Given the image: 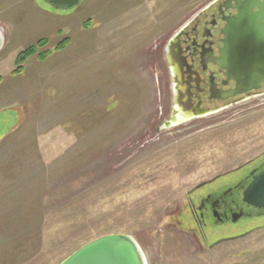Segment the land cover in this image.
Here are the masks:
<instances>
[{"label": "rangeland", "instance_id": "1", "mask_svg": "<svg viewBox=\"0 0 264 264\" xmlns=\"http://www.w3.org/2000/svg\"><path fill=\"white\" fill-rule=\"evenodd\" d=\"M211 1L0 0L16 42L0 53V264H59L109 234L132 236L147 264H264V218L213 244L188 218L198 187L264 156V97L161 130L171 110L153 52ZM40 39L38 52L68 42L13 75Z\"/></svg>", "mask_w": 264, "mask_h": 264}, {"label": "flooded vegetation", "instance_id": "2", "mask_svg": "<svg viewBox=\"0 0 264 264\" xmlns=\"http://www.w3.org/2000/svg\"><path fill=\"white\" fill-rule=\"evenodd\" d=\"M255 2L258 5H253L250 9L251 16L264 13L263 0H212L188 20L175 25V28L168 31L158 42L153 57L159 55L157 61L164 77L171 110V115L163 121L161 130L203 120L232 106L264 97L263 82L259 84L258 89L231 95L237 87V82L233 73L227 72L219 65L226 39L225 28L227 25L230 28L237 18L240 3L247 7ZM260 24L264 37V19L260 20ZM247 28L248 24L246 34ZM245 39L247 40V35ZM263 167L264 156L203 183L191 193L190 198H194V204L188 208L189 222L198 226L199 232L205 233V237L212 244L246 233L242 231L233 235L234 233L230 232V236L216 240L214 233L218 229L227 227L229 231L234 227L231 231H239L235 227L239 223H244L247 227L246 222L264 218V210L258 211L246 206L241 196L243 189L250 182V173L256 170V174ZM234 173L235 175L227 181L208 186L216 183L220 177Z\"/></svg>", "mask_w": 264, "mask_h": 264}, {"label": "water", "instance_id": "3", "mask_svg": "<svg viewBox=\"0 0 264 264\" xmlns=\"http://www.w3.org/2000/svg\"><path fill=\"white\" fill-rule=\"evenodd\" d=\"M55 9H72L80 0H46ZM264 3V0H263ZM241 6L234 22L224 30L226 39L221 50L219 65L233 73L237 87L231 95L259 88L264 83V37L260 20L261 12L251 16L250 9L254 4ZM247 8V10H245ZM250 18V19H249ZM247 20L248 22H246ZM247 34L245 33L246 26ZM247 35V40L245 39ZM4 45L0 28V50ZM230 94V93H229ZM253 170L250 182L242 191V202L255 210H264V167L258 173ZM59 264H147L145 257L135 239L125 234H109L96 238L72 252Z\"/></svg>", "mask_w": 264, "mask_h": 264}, {"label": "trees", "instance_id": "4", "mask_svg": "<svg viewBox=\"0 0 264 264\" xmlns=\"http://www.w3.org/2000/svg\"><path fill=\"white\" fill-rule=\"evenodd\" d=\"M67 39H64L63 41L56 44L53 50H46L45 52H38L40 48H43L46 46L47 41L45 39H40L36 41L35 44L27 47L23 51L19 52L15 58V70L13 71V75H19L23 71L22 65L24 62L31 58L35 57L39 61H45L53 52H59L65 49L67 46Z\"/></svg>", "mask_w": 264, "mask_h": 264}, {"label": "crops", "instance_id": "5", "mask_svg": "<svg viewBox=\"0 0 264 264\" xmlns=\"http://www.w3.org/2000/svg\"><path fill=\"white\" fill-rule=\"evenodd\" d=\"M35 8H38L39 10L41 9L43 13H48L50 12L49 10H46V9H43L41 7H38V6H33ZM40 10V11H41ZM51 13V12H50ZM0 28L2 30V34H3V39H4V45L2 47V49L0 50V53L6 48V46L8 45H14L16 42L15 41H12V39H9V35L8 33L6 32V30L4 29V26L1 25L0 23ZM11 40V41H10Z\"/></svg>", "mask_w": 264, "mask_h": 264}]
</instances>
